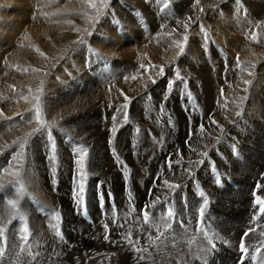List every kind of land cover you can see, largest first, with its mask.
I'll list each match as a JSON object with an SVG mask.
<instances>
[{"label":"bare ground","instance_id":"bare-ground-1","mask_svg":"<svg viewBox=\"0 0 264 264\" xmlns=\"http://www.w3.org/2000/svg\"><path fill=\"white\" fill-rule=\"evenodd\" d=\"M30 1L0 0V151H6V146H8L11 141L21 132H26L31 128L36 129L38 125H40V123H38L35 119V109L37 106H39L37 91L40 76L42 75L43 71L47 69L50 62L55 60L59 54L64 53L68 46L74 47L76 42L85 37L84 44L81 45L80 48L75 49L70 57L63 61L62 65L57 69V72L53 74L54 77H52L50 80V85L45 89V93L47 94L45 97V102H47L49 107L52 105L55 106L57 103L67 100L69 97H72V99L76 97L79 101H77L76 105L72 106L71 109H66L68 110L66 112H57V114H55V112L54 114L49 113L51 116V122L54 123L57 119H60L61 122L64 120L65 126L87 122L86 117L81 111L87 106V104H89L90 101L86 95H84V98L82 99L79 98L83 92L80 90H85L89 93V91L94 90L99 82L104 80L107 81V84L104 86V89L101 91V95L98 99L101 101L100 105L95 107L98 108V112L95 113L98 115L97 120L99 123L102 122V125L105 127L107 126V129H109V131L106 130L104 133V140L105 142L108 141L113 144L110 145L107 156L102 158V163L100 166L103 177L101 174L100 175L105 184L109 180L112 183L120 186L117 188L119 189L118 192L116 191L117 197L121 195V192H123L124 188H128V190L135 192L137 196H135V200L139 208L142 205V207L149 205L154 201L155 198L158 197L160 202L156 203L155 207L151 209L154 210L167 200L169 203L167 208H175L173 211V218L177 219L179 218L178 210L182 209V205L184 204L181 196L185 194L187 195V205L189 206H193V204L197 202L196 198L200 196H197L199 194L198 193L193 197L192 201H189L195 182L202 186V188L207 192L208 196L213 195V190H219L220 198L215 201L217 203V211L214 212L215 224L221 231L228 233L229 235L233 233V235L238 234L240 236L243 228L246 226V222L248 220L247 215L251 213L250 209L253 208L251 207V190L253 189L251 179H260L261 174L264 173V124H260L261 115H253L256 113V111L257 113L264 112V108L260 109L259 105H255V100L262 101L264 105V78L261 76V79H259L256 85L253 86V89L250 91V93H247L246 99L244 97L246 96V91L243 90L240 85L238 86L239 91L233 90L227 94L229 99L232 98V101L239 99L237 101L239 102L241 98L244 100L250 99L247 108L248 112L244 119L248 121V117L251 115L256 129L254 133H249V129L245 128V130H243L247 133V136H242L241 134L239 141L237 139L231 140L228 139V134L230 131L232 132L237 129L238 121L236 115H234L233 112L229 111L228 113L222 110L223 108L221 101H219L220 105L215 108L214 100L216 95L214 96L215 91L213 89L216 83H218L217 79H214L210 75L209 71H206L207 69L205 70V68L202 67L200 70H198L199 68H196V64L194 66L189 64V62L195 63L194 61L186 60L187 62L184 63L185 59L181 58L179 60V56H176L177 58H175L174 61H170V59H168L169 57L166 59V50H168V48L172 53L175 51V49H171L173 44L168 43L171 41L168 40L169 36L178 34L180 37V32L182 31L181 26H183L185 22L184 20H186V17L182 16L181 13L179 14V18L181 20L177 16V21L175 20V22H172L171 20H167L166 22H162L164 23L163 25H159L156 19H154L155 16L152 14V12L149 9V11H145L144 7L147 6L146 3L148 0H131V3L121 2L123 3L122 5L117 4L110 8L106 18H104L99 26V31H97L92 36H86L91 20L94 18V11L97 6L101 4L100 0ZM164 1L165 0H159L158 5H161V2ZM173 1H175V3L172 4L177 3L178 7L181 8L180 11L182 12L183 10V14L186 16L188 14H192L194 15V18H197L200 15L201 9H203L205 5L214 2V0H199V3L197 4L196 0ZM9 2L13 3V5H11ZM30 3H32L31 6ZM33 5L34 8H32ZM232 6H230L229 9L227 6L224 7L225 10L228 11L226 15L224 14V17L221 14L222 12L218 14L220 16L218 19L217 17L215 18L211 15L208 17V20H206L204 17V24L210 30H215V35L218 37L220 43L222 42L221 38H227L229 42L224 40V43H226L219 45L220 48L225 50V53H230L232 56L235 55L237 57L240 55V59H242L241 61L243 62L242 73L245 71V73H247V77H243V75L239 78H244V81L245 79L247 81L248 79L249 81L252 79L254 80L255 77L259 76V74L255 75V70L257 69L259 71V69L263 68L262 66L264 65V46L258 47L256 41L253 40H245L246 42L243 40L242 42L239 39L235 40V37L228 33L229 31H232L230 30V27L231 29L232 27H234V29L237 28L238 30H235L238 32L247 29V22L240 20L241 18L237 19L238 17L234 13H232V16L236 17V21H231L232 18H230L228 14L233 11ZM193 7L196 8L193 9ZM260 13L262 18L261 23H264V15H262L264 14V11ZM170 22H172L171 24L177 26L176 32L172 31L170 28ZM230 22H232L231 26L228 25ZM75 27L80 31L76 32ZM257 27L258 25L256 28ZM149 29L152 31L151 36ZM132 32H137L138 36L142 37L148 43L156 40V45H153L150 50H146L147 52L144 51V55H140V49H137L138 47L132 48L129 47L130 45H125V42H130L133 46H136V44L140 46V41H135L132 37H130V33L132 34ZM239 36L241 35L239 34ZM179 50L180 48H178L175 53H179ZM211 50L218 56L219 53L217 50H215L214 46H211ZM246 61L249 62L248 65L245 64ZM174 62H178V65L176 63L177 66H179L181 63L184 70L190 67V70L186 72L187 79H189V77L193 79L197 78L199 83H202V90H199L197 94L199 104L206 109L205 115L211 113L213 115V113H215L216 123H213V120L203 121L201 117L204 113L199 114L198 112H195L193 115L196 117L193 118L192 124L191 122H187L186 116V120L183 119L182 123L178 127L167 128L163 125L155 126L154 124L155 129L157 130L155 133L157 140L161 141L163 139L162 142H159L160 145H154V142H150V137L148 135L149 133H145V129L150 127L148 126L149 124L141 125L135 122L140 120H136V118L140 116L143 117H141V119L144 122L147 121L145 118L146 114H143V111L140 112L137 109L138 107L129 114L119 110L121 107H123V105H129L132 101L134 102V105L138 102V104H140L142 107L144 98L151 99L155 97H162L164 98V101H173L170 112L174 114L173 116H178V120H181V117L184 116V113L183 110H181V106L178 101L179 96L176 92L171 93L170 90L169 91L171 95L167 96L169 93L166 89L167 85V88H174V83L176 80L173 79L166 82L160 78L161 76H148L149 73L155 72L152 71L154 68L158 72H160L159 69L162 68L164 72L165 67L168 68ZM173 81L174 83H172L171 87H169L170 82ZM241 85L243 87L246 86V84L242 83V81ZM240 90L244 93L243 94L241 92V94L244 96L240 95ZM233 105H235V103ZM108 112H112L115 118L113 117L111 119L109 116V118L105 119L103 116ZM45 114H41V120L48 125V118L44 119ZM125 115H127V120L124 119ZM46 116L48 117L47 114ZM131 118L133 120H131ZM60 120L59 123H61ZM201 125L203 126L202 131L200 130ZM21 126L23 127L22 131L19 130ZM113 128L116 129L114 135L112 132ZM191 131L194 132L193 136L191 135ZM173 133H176V135L171 137ZM170 137L171 139L169 140ZM131 138L133 139L132 141H130ZM141 141H145L149 144V146H146L145 150H129L127 153L124 151V149L128 150L131 146L138 148V145H140ZM117 143L125 144L123 151L117 149L114 146L115 144L117 145ZM90 144L91 142L89 141L88 145ZM230 144L235 145L238 154H233L234 152H232L233 150L230 148ZM88 145L85 148L87 149V156L89 158L91 146ZM70 146H74V144ZM29 150H31V148ZM74 150L78 151L77 148ZM252 150H254L253 152L255 153L251 154ZM204 152H207L206 156L202 155ZM218 152L221 154L223 152L227 156H230V162H224L221 158V155H218ZM215 153H217V155H215ZM10 154H12L13 157L10 156L8 160L0 161V177L7 179L8 173L11 174L17 171L15 175H12L14 176L13 179L17 178L18 176V180H16L13 184L17 189L20 188V185H23V193L21 194V197H28L29 193H26V189L32 190V187L34 189V193H36V195H40V192L43 193L44 189H46L43 188V186H45L49 187L51 191H54L52 192L53 194L51 196L55 199L54 203L57 205L58 199H61V197L58 195L54 184H58L61 181V176H65L67 171H62L59 167L58 169L56 167L55 173L58 172L59 176L56 174L58 178L57 176H55V178H50L53 176L46 173L48 170L47 167H40L35 170L36 167H33L32 165L28 166L31 169L30 178H28L29 176L26 177L25 175L26 162L23 159L19 160V151L15 149L12 151L10 150L4 155L7 157V155ZM118 157L120 158V163L116 161V158ZM88 158L86 160H88ZM142 158H144V161ZM240 158L243 160H240ZM92 159H94V157ZM124 159L129 164V168H131L129 173H119L117 171L116 163L123 164ZM169 160H171L174 165V168L171 171H169V166H166V161ZM197 161H203V163H197ZM15 164L16 167H13ZM89 164L91 163L89 162L87 166ZM46 165L51 166L52 164L50 165L47 163ZM73 165L74 167H77L74 163ZM244 165L247 166L244 167ZM187 169H191V172L194 173V178L189 175V171H187ZM213 169H218L216 172H219L220 175H224L227 180L228 178H233L236 184L232 187L228 184L227 187L222 188H219L217 185H213V180H215L214 176H212L213 174L211 173ZM86 171L88 174H90L89 167ZM237 172L239 174L234 175ZM231 173H234V176H231ZM93 174L97 175V171L94 170ZM52 175L55 174L52 173ZM35 177L39 179L40 185L42 187L36 186L33 183V179ZM8 180H3L4 182L0 183L5 184V182ZM164 180H167L169 184H178L180 187L174 190L170 189L168 186L164 185ZM261 181L262 185L260 184L261 186L259 192L260 194L262 193V196H264V177L261 178ZM91 182L96 183L97 179L95 177H91ZM227 183L229 182L227 181ZM233 187H236L238 191L234 192L232 190L234 189ZM249 193L250 195H248ZM130 204L133 205L131 208L134 212H136L137 209L133 201H130ZM57 206L59 208V205ZM2 207H5V209L8 207L4 198L0 199V209ZM256 208L257 207H255V209ZM221 210H225L226 214H221ZM195 211L197 212L196 207ZM121 212L122 211L119 206L118 216L112 217L109 215L111 218H117V220L110 219L109 230L112 232L114 226L117 225L118 231L121 233L122 238L116 239V253H118L119 257L118 263L122 261L123 264H186V262L183 263L184 259L180 257L181 255H178L186 249L184 247L185 244H181V241L177 239L174 240L173 238L174 242L179 243V245L173 246L169 240V242H167V247L169 250L166 254H161L160 251H163L161 250V246H163L162 237H160L158 240H155L154 243L148 240L147 237L149 234L153 237L157 236L156 226L158 225L156 222V226L151 225L147 226L146 230L143 229V237L141 238L140 235V239H138L140 247L148 248V252L144 254L145 259L139 260L140 254L130 250L131 246L127 245V243L124 241V236L127 234V231H129V227L126 228L127 225H125L123 221L119 220ZM140 212L142 211L140 210ZM186 212H189V216L193 219H197L198 214H196L194 211ZM243 213L244 216L239 217V215ZM162 217L164 218V214ZM5 221L8 220L5 219ZM175 222L176 221H174L173 224H175ZM262 222H264V220ZM4 223L6 222H3L2 224L0 222V227L6 228L9 226L8 223ZM162 224L163 222L161 225ZM147 225H150V223H147ZM135 227L137 228L136 225ZM261 227H264V223L261 224ZM159 228L160 231H162L161 226H159ZM261 230L264 231V228ZM86 235H93V232H88ZM134 235L135 234L132 236L133 240L135 241L137 238H135ZM230 237L231 240L234 241L232 235ZM103 238L104 237H100V240ZM251 238L254 241L259 242V238H256L254 233L251 235ZM110 242H112V240ZM232 249V247L229 249L223 247L221 249L220 258L222 262L230 264L231 260L234 261L235 251H232ZM188 250H190V248H188ZM187 254L188 252L186 255ZM106 257H110V254L107 253ZM187 264L199 263H195L194 259L189 261Z\"/></svg>","mask_w":264,"mask_h":264},{"label":"rangeland","instance_id":"rangeland-1","mask_svg":"<svg viewBox=\"0 0 264 264\" xmlns=\"http://www.w3.org/2000/svg\"><path fill=\"white\" fill-rule=\"evenodd\" d=\"M100 1H101V4H99L94 11V15H93L94 18L91 20V23L88 27L86 36L87 35L92 36L97 31H99L98 29H99L101 22L104 20V18H106L108 11L110 10V8L113 5H117V4L122 5L123 3H131L130 2L131 0H100ZM33 2H34V0H33ZM121 2H123V3H121ZM145 2H147V1H145ZM147 3H146L147 6L144 7L145 11L150 10L152 12V14L155 16L154 19H156V21L158 22L159 25H163L164 23H162V22L163 21L166 22L167 20H171L172 22H175V20L177 21L180 13L182 16L186 17V20H184L185 22H184L183 26H181L182 31L180 32V34H181L180 37H182V35H183V37L185 35H187L188 39L185 42L184 39H182L183 37L180 38L178 36V34L177 35L176 34L170 35L168 40H171L172 42L169 41L168 43L173 44L171 49H173V50L175 49V51H173V53H172L171 51H169V48H168V50H166V59L169 57L168 59H170V61H174L175 58H177L179 56V60L181 58L185 59L184 63L187 62L186 60L194 61L195 63L189 62V64L191 66H194L196 64V68L197 67L199 68V69L197 68L198 70H200V68H202V67L205 68V70L207 69L206 71H209L210 75L214 79H217L218 83H216V85L214 86V89H213L215 91L214 96L216 95L215 100H214L215 101L214 102L215 108L220 105L219 101H221L222 108H223L222 110H224V112L229 113V111H230V112H233L234 115H236L237 112L241 113L239 116L236 115L237 121L239 122V123L237 122L238 127L236 130L229 132L228 139H231V140L237 139L239 141V139L241 138V134H242V136H247V133L244 131L245 128L249 129L248 130L249 133H251V132L254 133L256 131V129H255V125L252 121L251 115L248 117V121H246V119H244V117L246 116V114L248 112L247 108H248V102L250 99L244 100L243 98H241V100H240L241 102L240 101L237 102L239 99H237L236 101H232V98L229 99L227 94L233 90L239 91L238 86L240 85L241 88H243V90L246 91V96L243 95L244 93L241 90H240V95L244 96L246 99L247 93H250V91L253 89V86L256 85V83L258 82L259 79H261V76L264 78V75H261V74H264V73H262V72H264V65L262 66L263 68L259 69V71L257 69L255 70V75L259 74V76L255 77L254 80L252 79L250 81L247 78L250 83L246 84V86L243 87L241 85V81H242V83H244V78L240 79L239 77L243 76V75H244L243 77H245V76L247 77V73H245V71H244L245 74L242 73L243 72V69H242L243 62L241 61L242 59H240L241 58L240 55H238V57H239V65H238L237 64V56H235V55L232 56V54H230V53H225V50L223 48H220V46H219L221 44H225L226 42L224 43V40L228 41L227 38L226 37L221 38L222 42L220 43L218 37L215 35V30L214 29L210 30L204 24V22H205L204 17L206 18V20H208V17L211 15L212 17H215V18L217 17V19H218V18H220V16L218 14L221 12H222L221 13L222 16L224 17V14L226 15L228 13V11H226L224 7L227 6L229 9V7L232 6V4H233V6H232L233 11H231L228 14L229 17L232 18L231 21H233V22L236 21V17L232 16L233 15L232 13H234L238 17L237 19L241 18L240 20H242V21L244 20L245 22H247V29H244L243 30L244 32L243 31L238 32V31H236V30H238L237 28H235L236 29L235 30L234 27H232V29L230 27V30H232V31L234 30V31L233 32L229 31L228 33L231 36L235 37L234 38L235 40H238V39L240 41H242V40L243 41L253 40V41H256L258 47L259 46L261 47V46H264V32H263L264 31V23H261L262 18H261L260 12L264 11V7H263L264 0H253V1L252 0H214L213 3H208L207 5H205L203 7V10L201 11L200 15L197 18H194V15H192V14H188L189 16L188 15L186 16L185 14H183V10H182V12L180 11L181 8L178 7L177 3L172 4V3H175V1H173V0H165L164 2H161V5H158L159 0H148ZM241 3L243 4V8H238L237 6H235L236 4H241ZM10 4L13 5V3H10ZM261 4H262V6H261ZM31 5H32V3H30V6ZM32 8H34V5L32 6ZM194 8H196V7H193V9ZM156 14H157V16H156ZM262 15H264V14H262ZM177 16H178V18H177ZM172 22L169 23L170 28L172 29V31L176 32L177 26L174 24H171ZM231 24H232V22H230V24H228V25L231 26ZM185 25H187V27H185ZM257 25H258V27L256 28ZM261 26H263V27H261ZM75 31L79 32L80 30L75 27ZM149 32H150V36H151L152 35L151 29H149ZM239 34L241 36H239ZM248 35H250V36H248ZM252 36L253 37L255 36L256 40L254 38L252 39ZM130 37H132L133 40H135V41H140V46L137 44H136V46H133L130 42H127V43L125 42V45L126 46L130 45L129 47H132V48L138 47L137 49H140V55H142V54L144 55V53H145L144 51L150 50V48L153 45H156V40L148 43L142 37H139L137 32L136 33L132 32V34L130 33ZM209 37H212L213 40L209 41ZM173 38H174V40H173ZM84 42H85V37L82 38L81 40H79L78 42H76V45L74 47L68 46L69 48L67 47V49L64 53L59 54L55 60L50 62L47 69H45L43 71V73L41 72L42 75L40 76V81H39L38 91H37L38 92L37 97H38L39 107L41 109V114L46 113L48 115V117H47L45 114L44 119L48 118L47 119L48 125H51V136L47 135V132L45 130L42 131L43 129H41L40 131H36V129L41 128V124H40V125H38V127L36 129L31 128V129L27 130L26 132H23V133L21 132L19 135H17L15 137L16 139L14 138L11 141V143L8 146H6V151H0V161L8 160V158L10 156L13 157L12 154L7 155V157H6V155H4V154H6L7 151H10V150L12 151L14 149L19 151V160L23 159L26 162L25 175H26V177L29 176L28 178H30V170H31L28 166H32V165H33V167H36L35 170L40 168V167L41 168L47 167L48 170L46 171V173L53 176L52 175L53 172L51 171V168H52L51 164H53V160L48 159L47 156L50 155V150H49L50 140H54L56 149L54 150L53 153H51L52 155H54L56 157L54 163L56 164L57 169L59 167L62 171L63 170L67 171V174L65 176H61V181L58 184L57 183L54 184V186L56 187V190L58 192V195L61 197V199H58V202H57V205H59V208L54 203L55 199L51 196L53 194L52 192H54V191H51V189L49 187L43 186V188H46V189H44L43 193L40 192V195L39 194L36 195V193H34L33 187H32V190L26 189V193H29V196L28 197L27 196L21 197L19 189H17L15 187V185L13 184L16 180H18L17 179L18 176H17V178H14V179H13L14 176H12V175H15L17 173V171L14 170L15 171L14 173H11V174L8 173L7 179L0 177L1 178L0 182H4V181L9 179L7 182H5V184L0 183V187H4V188H0V199L4 198V200L6 201V205L8 206L6 209H5V207H2L0 209V222H1V224L3 222H6L9 224L8 227L4 228L5 229V248L7 249V251L12 250L14 252L19 253L18 258L15 256L8 257V259L11 260V264H123L122 261H120V263H118L119 257H118V253H116V239L117 238L122 239L121 233H119L118 228H117L118 226L117 225L114 226L112 232L110 230H107V229L103 230L101 228V226H99V225L96 226L95 229L86 227V226H84V224L80 220V218L74 213V210H73L72 205H71V203L74 202V199H75L74 195L76 194L77 184L81 183V181L77 180V178H76L77 167H74V165H73L74 158H75V152H76L74 149L77 148V150H78V145H82L85 148L88 145L89 141L91 142V144L88 145V146H91V149H90L91 153H90L89 158H88V156L85 157V161H87V162H85V167H84L85 177H84V180L82 181V183L84 184V187H85L84 199H88L89 196H91V197L93 196V191L95 190L96 186L105 185V182L102 180L103 175H102V169L100 166L102 163V158L104 156H107L108 149L110 148V145L112 143L108 142V141L105 142V140H104V133L106 132V130L109 131V129H107L108 128L107 126L106 127L103 126L102 122L99 123V121L97 120L98 115L95 113L98 112L97 111L98 108H95V107L100 105L101 101L98 99L101 95V91L104 89V86L107 84V81L104 80L102 82H99L98 85L94 88V90L89 91V93L86 92L85 90H80L81 92L82 91L83 92L81 93V96H79V98L82 99V98H84V95H86V97H88L89 101H90L89 104H87V106L81 111L84 114V116L86 117L87 122H82V123H77V124L65 126L64 120H62V122H61L60 119H57L54 123L51 122V120H50L51 116L49 115V113L54 114V112H55V114H57V112L58 113L59 112H66V111H68L66 109H71L72 106H75L76 102L79 101L78 98H76V97L73 99H72V97H69L67 100H63L60 103H57L55 106L52 105L51 107H49L47 102H45L46 101L45 97L47 95L45 93V89L50 85V80L52 79V77H54L53 74H55L57 72V69L62 65L63 61L65 59L69 58L70 55L73 53V51L75 49L80 48L81 45L84 44ZM214 42H215V44H214ZM146 44H148V45H146ZM181 46H183L184 51L181 52V50H179V53H175L178 50V48H180ZM211 46H214L215 50L218 51V53H219L218 56L215 52H212ZM207 49H210V53L212 55V56H210L209 59H207V57H208L207 52H206ZM223 55H225L227 57V60H222ZM176 63L178 65V62H174L168 68L165 67L164 72H158L154 68V70H152V71H155V72L149 73L148 76H151V75H157L158 77L161 76L160 78H162L166 82L173 80V79L176 80V82L174 83V88H172V87H171V89L167 88L168 87V85H167L166 89H167V92L169 93L167 96H170L171 93H173V92L174 93L176 92L177 95L179 96L178 101L180 103L181 110H183V113H184V116L181 117L182 119L180 118L181 120H178L179 117L173 116L174 114L170 112V110L172 109L171 105H172L173 101L172 100L167 101L166 99H165L166 101H164V98H162V97H155V98H151V99H147V98L145 99L144 98V101L142 103L143 104L142 107L140 106V104H138L137 101H136L137 103H135V105L133 104L134 102L132 101V102H130L129 105H126V104L123 105V107H121V109L119 110L121 112H127V114H129L130 112L134 111L138 107L137 109L140 112L143 111V114H146L145 118L147 119V121L144 122L141 119L142 116L136 118V120L140 119L141 121L140 120L139 121L134 120V121L137 122L138 124H141V125H144V124L148 125L149 124L148 126H150V127H147L148 129H145V133L146 134L149 133L148 135L150 137V142L151 141L154 142L153 143L154 145H160L159 142L163 141V139L161 141H158L157 137L155 136V133L157 132V130L155 129V126H157V125H163V126H166L167 128L178 127L182 123V120L185 119V116H186L187 122H189V123L191 122V124H192L193 118L196 117L195 115H193V113H195V112L196 113L198 112L199 114L204 113L203 116L201 115L202 116L201 119L203 121H207V120L215 121V113H213V115H212V113L205 115L206 109L203 108L199 104V99H198L197 94H198L199 90H202V87H201L202 83L201 82L199 83V81L196 77H194L196 79H193L191 77H189V79H187L186 78L187 77L186 72L190 70V67H188L186 70H184L181 63L179 64V66H177ZM263 63H264V61H263ZM245 64L248 65L249 62L246 61ZM177 71L179 72L180 76L183 77V80L177 78V76H176ZM236 74H237V76H236ZM169 90L171 91V93ZM195 90H196V92H195ZM218 91H219V94H218ZM241 92L243 94H241ZM98 93H100V94H98ZM217 96H218V98H217ZM256 101H257V103H256ZM234 103H235V105H233ZM256 104L260 106V109L264 108L262 101L255 100V105ZM225 108H226V110H225ZM123 109H124V111H123ZM48 110H49V112H48ZM148 112H150V113H148ZM111 113L112 112H108V113H106L107 115L105 114L103 117L105 119L109 118V116L111 119L113 117L115 118L114 114L113 113L111 114ZM78 114H80V113H78ZM263 114H264V112L257 113V111L255 114H253L255 116L261 115V123L260 124H264V118H263L264 115ZM42 117H44V116H42ZM116 117H117V115H116ZM59 120L61 123H59ZM131 120H133V119L131 118ZM96 121H98V122H96ZM154 122H156V123H154ZM154 124H155V126H154ZM244 125H246V126H244ZM22 126H21V128H19V130H21V131L23 130ZM102 128L103 129L105 128V129L103 130ZM146 130H147V132H146ZM101 133H103V134H101ZM193 133L194 132L191 131L192 136L194 135ZM61 134H62V136H61ZM42 135H43V137H42ZM174 135H176V133H173V135H171V137ZM88 136H90V137H88ZM234 136H236V137H234ZM171 137L169 138V140L171 139ZM132 140L133 139L131 138L130 141H132ZM60 142H61V144H60ZM73 144H74V146H70ZM114 146L117 149L123 151L125 144L117 143V145L115 144ZM138 146H139L138 148L131 146L128 150L124 149V151H126V153L129 150L130 151H143L146 149V146H149V144L145 141H141L140 145H138ZM30 148H31V150H29ZM72 148H73V150H72ZM94 149H95V151H94ZM63 150H64V152H63ZM68 150H69V152H68ZM20 151H21V154H20ZM253 151L254 150H252L251 154L255 153ZM34 152H35V154H34ZM60 154H61V156H60ZM215 155H217V153H215ZM218 155H221V153L218 152ZM1 157H2V159H1ZM28 157H30V158H28ZM93 157H94V159H92ZM87 158H88V160H86ZM221 158L223 159V157H221ZM227 158L228 159H227L226 163H229L231 157L227 156ZM30 160H31V162H30ZM114 160H115V158H114ZM142 160L144 161V158H142ZM240 160H243V159L240 158ZM67 161H68V163H67ZM116 161L119 162L120 158L119 157L116 158ZM89 162L91 164H89L87 166V164ZM123 162H124L123 164H119L120 162L116 163L117 164L116 165L117 171L119 173H121V172L122 173H129L131 171V168H129V164L125 161V159ZM47 163H49L51 166H47L46 165ZM166 166L168 167V164H166ZM173 166L174 165L172 163L171 167H169V171H171L174 168ZM246 166L247 165H244V167H246ZM13 167H16V164ZM88 167L90 169V174H88L86 171ZM244 167H242V168H244ZM73 169H74V171H73ZM94 170L97 171V175L93 174ZM216 170H218V169H213V171H211V173L213 174V175L212 174L211 175L214 176V178H215V180H213V183H214L213 185H217L219 188H222L223 186H221V184L216 183V176L219 174V172H216ZM56 174L59 176L58 172H56L54 176H57ZM100 174L102 175V177ZM233 174L234 173H231L230 175L234 176V175H238L239 173L237 172L234 175ZM58 176H57V178H58ZM91 177L92 178L95 177L97 179V182L96 183L91 182ZM219 177H220V181H226V182L228 181L224 175L219 174ZM262 177H264V173L261 174L260 179H257V180L254 178L251 179V181H252L251 183L253 184V189L251 190L252 191L251 192V196H252L251 197V200H252L251 201V207H253V208H251L250 211H252V210L255 211L257 209V208L255 209V207H257V205L253 201L255 199V197L256 196H262L261 195L262 193L260 194V192H259L260 186L262 185V183H261ZM10 178L13 180H11ZM50 178H53V177H50ZM33 180H34L33 183L36 186H41L38 178L35 177ZM64 181H65V183H64ZM110 182L111 181L108 180V182H106V185H108ZM256 183L259 184V187L257 189L255 187ZM110 184H111L112 188H114L113 190L115 192L116 191L118 192L119 189H117V188H119L120 186H118L117 184L112 183V182ZM233 188L235 189V190L232 189L234 192L238 191V189L236 187H233ZM262 188H261V190H262ZM206 189H207V187H206ZM201 190L204 191V193L207 195V192L204 189H201L199 184L195 182L193 185V190L191 192V197L189 195V197H190L189 201H192L193 197L195 195H197ZM120 192H121V190H120ZM248 195H250V193ZM86 196H87V198H86ZM135 196H136L135 192L128 190V188H124L123 192H121V195H119V197H117L119 200V206H120L121 211H122L121 216L119 217V220L123 221L124 224L127 225L126 228L129 227V231L131 230L130 232H131L132 239H133V236H132L133 234H135L134 235L135 238L140 239V235H141V238L143 237V231H144L143 229L146 230L147 226H151L153 224L147 225L144 222L140 210L142 211L143 208H145V207H142L143 206L142 205L139 208V206L137 205V202L135 200V198L137 196L136 197ZM197 196H199V194ZM221 196H222V194H221ZM181 197H182V201H184L183 199H185V195H183ZM208 197H209L208 206H207L206 210L211 209V212L214 216L215 215L214 212L217 211V207H216L217 203L215 201L220 198V191L219 190L218 191L213 190V195L212 196L209 195ZM262 197H264V196H262ZM13 199L17 200V207L16 208H13L7 202V201L13 200ZM130 201H133V203L137 209L136 212H134L133 209L131 208V207H133V205L130 204ZM51 202L53 203V205ZM186 203H188V202L186 201ZM38 207H40L41 209H46V207H49V209H51V210L57 209L58 216H55L54 218H52L53 223H51V225L56 228L57 225H59V226L61 225L60 221L63 220V222L65 223V226L67 227L68 242L59 240L56 237V231H51L50 228L47 227V225L45 224V218L39 217L37 215ZM42 211H46V210H42ZM178 211H179V218H178L179 220H177L175 222V224L172 225L174 227V229L171 230L170 232L166 231L164 224L161 225V223H159V220L156 221L157 225L161 226L162 231H164V235L162 236V242H163L162 245L163 246H161V250H163V251H160L161 254H166L167 251L169 250L167 247L168 246L167 242H169V240L171 241L172 245L175 246V245H179V243L174 242L175 239L181 241V244H185L184 242L186 240L192 238V228L195 227L197 219L196 218L193 219L192 217H190L188 214L189 212H186L185 210L179 209ZM220 213L226 214V211L221 210ZM243 216H244V213L239 215V217H243ZM249 216L252 218H255L254 214L250 213ZM112 217H114V216H112ZM136 217H138V218H136ZM109 218L113 219V220H115V219L117 220V218H111V217H109ZM130 218H131V220H130ZM5 219H7L8 221H5ZM23 220L24 221L26 220V222L21 226V223L23 222ZM139 222H141V223H139ZM6 223H4V224H6ZM109 224H110V221H109ZM17 225L21 226L20 233L22 235L30 236L32 234H35L33 243L25 246L24 250H26V252L21 251V249H23V243L19 242L18 239L16 240V236H14V232L16 230ZM135 225L137 226V228L135 227ZM57 228H58V226H57ZM263 228L264 227L260 226L258 231L256 233H254V236L256 238H259V242L264 241V236H261V232H262L261 229H263ZM96 231H97V233H96ZM129 231H127V233ZM88 232H93V235L87 236L86 234ZM106 234L108 236L107 240L105 239ZM137 236H139V237H137ZM100 237L101 238L104 237V238L102 240H100ZM232 237H233L234 241L237 242L239 235L234 234V235H232ZM173 238H174V240H173ZM111 240H112V242H110ZM111 244H112V246H111ZM184 247L186 249L182 251L183 253L181 252L178 255L179 256L181 255L180 257L184 259L183 263L186 262V264H187L189 261H192L195 258L191 254L190 250H188V248H190V247L187 246L186 244L184 245ZM226 248L229 249L230 247H226ZM232 248H233L232 251L236 252V248L235 247H232ZM185 252L186 253L188 252V254L186 255ZM107 253L110 254V257H106ZM103 258H105V259H103ZM195 263H199V262L195 260ZM0 264H4V262L0 261Z\"/></svg>","mask_w":264,"mask_h":264},{"label":"snow or ice","instance_id":"snow-or-ice-1","mask_svg":"<svg viewBox=\"0 0 264 264\" xmlns=\"http://www.w3.org/2000/svg\"><path fill=\"white\" fill-rule=\"evenodd\" d=\"M196 3H199V0H196ZM203 9H201L202 11ZM190 19V18H189ZM185 27H187V25H185ZM255 39V36L253 37ZM184 41L186 42L188 37L187 35H185L183 37ZM181 52L184 51L183 46L180 47ZM237 64L239 65V57H237ZM160 72H163V69H159ZM176 76L177 78L183 80V77L180 76L179 72H176ZM155 82V81H153ZM174 83L170 82L169 87H171V84ZM245 84L250 83L249 81L245 80L244 81ZM127 99V97H126ZM241 113L237 112L236 115L239 116ZM35 119L38 123L41 124V128L40 129H36V131H40L41 129L45 130L47 132V134L49 136H51V125H47L46 123H44L41 120V109L39 106L36 107L35 109ZM124 119L127 120V115L124 116ZM213 123H216L215 121H213ZM200 130H203V126L201 125ZM116 129L113 128L112 132L113 135L115 134ZM233 148L235 149V145H233ZM49 150H50V155L48 156V159L53 160V164H52V168L51 171L53 172V174H55L56 171V164L54 163L56 157L54 155H52L51 153L54 152L55 150V141L54 140H50L49 143ZM202 155H207V152L202 153ZM87 156V149L84 148L82 145H78V151H76L75 153V158H74V164L77 166V180L81 181V183L77 184V189H76V194H75V199L74 202L77 204V207L80 209L81 213H83L85 211V207H83L84 205V191H85V187L84 184L82 183V181L84 180L85 177V172H84V167H85V157ZM166 163L168 164L169 167H171V163L172 161H166ZM197 163H203V161H197ZM187 171H189V175L194 178V173L191 172V169H187ZM53 178H55V176L53 175ZM164 185L168 186V188L170 189H176L179 188L180 185L178 184H169V182L167 180L163 181ZM216 183L220 184V177L219 174L216 176ZM19 192L20 194L23 193V185H20L19 188ZM199 195L203 198L202 199V205L197 209V213H198V217L199 218H203L204 217V213H205V209L208 206V199L206 194L204 193V191H200ZM159 198H155L154 201L152 203H150L149 205H146L145 208L142 210L141 215L143 217L144 222L147 224L149 221V216L151 214V209L155 207L156 203H159ZM8 203L13 207L16 208L17 207V200L13 199V200H9ZM167 203V202H165ZM255 204L258 206V208L256 209L257 212L264 214V197L262 196H256L255 197ZM54 216H58V213L53 212ZM174 216V213L172 211L171 208H166L165 209V213H164V227L165 228H170L171 227V220ZM153 226L155 225V222H153ZM107 227V226H105ZM157 227V236L153 237L150 234L148 235V240L150 242H155V240L160 239V237H162L164 235V232L160 231L159 226ZM250 231H255V228L250 229ZM245 235H247V233H245ZM261 236H264V231L261 232ZM24 239H27L26 237ZM105 239H108L107 234L105 235ZM124 241L127 243V245L131 246L130 250H133L136 253H139V260H144L145 259V253L148 252V248L147 247H140L139 246V240H133L131 237V232L129 231L125 236H124ZM240 250L242 253V257L241 260L238 262V264H244V258H245V254L247 253L248 249L245 247V245L243 243H241L240 245ZM21 251H23V249H21ZM19 257V253L14 252L12 250H8L6 252V248H5V229L3 227H0V261H3L4 264H11V260L8 259V257ZM150 258V257H149Z\"/></svg>","mask_w":264,"mask_h":264}]
</instances>
